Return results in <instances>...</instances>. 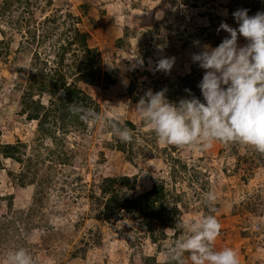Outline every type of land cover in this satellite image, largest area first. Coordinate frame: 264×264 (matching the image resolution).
Instances as JSON below:
<instances>
[{
	"label": "rangeland",
	"instance_id": "obj_1",
	"mask_svg": "<svg viewBox=\"0 0 264 264\" xmlns=\"http://www.w3.org/2000/svg\"><path fill=\"white\" fill-rule=\"evenodd\" d=\"M31 1L30 12L20 19L21 8L4 10L0 0V31L5 33L0 34V39H12L9 56L0 59V146L20 141L30 152V146L39 135L37 122L26 120L22 113L28 102L24 90L27 87H23V83L29 73L41 68V60L33 59L34 53L45 59L48 66L55 67L54 62L61 54L55 56L58 47L66 43L57 33L45 36L41 30L45 17H61L62 21L64 15L70 13L80 18L77 28L89 34V46L98 50L101 73H108L115 83L83 86L99 105V114L105 119L91 123L87 135L67 137V154L74 158L69 164L56 166L51 161H41L36 177L30 179L32 183L22 187L15 176L20 167L0 154V264L8 252L20 248L25 249L36 264H169L165 253L174 244L173 230L160 242L163 250L156 252V245L148 239L146 231L144 234L140 229L135 217L123 213L115 222L95 217L91 196L99 194L100 181L104 177L131 175L138 170L142 174L135 184L136 194L151 187L149 176L166 182L175 176L169 187L173 195L182 196V202L177 203L181 212L179 221L215 215L222 228L214 249L233 248L240 264H264V164L259 160V152L240 144L225 145L218 141L207 150L186 147L174 153L186 165V170L175 167V175L169 178L167 174L171 170L165 158L141 157L130 166L125 155L111 147L117 136L110 131V121L129 120L139 126L142 120L135 109L139 100L131 101L130 84L143 87V93L149 89L156 92L167 88L169 91L168 87L175 84L178 77L191 74V67L196 66L190 54L197 48L190 41L182 51L179 46L171 51L167 49L168 39L178 44L175 41L179 31L185 30L186 37H191L196 33L194 29L204 27L207 29L202 36L208 35L216 32L225 19L232 27H238L229 14L231 10L242 8L243 0ZM225 10L227 16L223 15ZM17 20L20 22L16 25ZM35 29L40 30L43 39L37 32L35 38L39 42L20 46L18 43L27 42L29 31ZM220 33L223 38L228 35ZM31 41L32 38L28 40ZM239 43L243 45L246 41L241 37ZM15 50L21 52V64L16 60ZM165 57H175L170 74L155 71V62ZM35 62L38 64L34 65ZM135 71L138 79L131 78ZM199 71L202 80L203 70L199 68ZM33 100H39L42 105L50 101L47 94H35ZM140 131L151 130L141 126ZM135 135L136 147L144 143V136ZM158 145L165 146L159 142ZM234 145L236 155L232 154ZM208 192L216 196L212 206L215 211L205 203ZM181 229L178 239L184 234ZM184 258L188 261V254Z\"/></svg>",
	"mask_w": 264,
	"mask_h": 264
},
{
	"label": "trees",
	"instance_id": "obj_2",
	"mask_svg": "<svg viewBox=\"0 0 264 264\" xmlns=\"http://www.w3.org/2000/svg\"><path fill=\"white\" fill-rule=\"evenodd\" d=\"M2 3L4 10L12 7L21 8L20 19L23 18L25 13L30 12V8L33 5L31 0H2ZM242 8L248 9L250 16L255 15L257 12H264V0H243ZM233 12L231 10L229 14L231 19L233 18ZM56 18L45 17L41 23L43 25L41 26V30L44 31L46 37L57 33L66 41V43L59 45L55 54L57 56L61 52L58 55V60L55 59L54 63L56 66H48V62L45 59L40 58L38 53H34L33 59L41 60V68L34 71L35 73H29L26 76V81L23 83V87H27L24 90L26 91L25 95L28 102L24 104L22 113L25 114L26 120L37 122V132H39V135L34 140L33 146H30V152L26 150L28 146L20 141L15 144L0 146L1 156L13 161L20 167V171L18 170L15 176L18 184L22 187L32 183L30 179L36 177L37 167L41 161H43L41 163H44L45 160H48L56 166H63L69 164L70 160L74 159L67 154V137L76 138L87 135L90 124L95 123L91 120L87 122L81 120L78 114H74V107L82 106L90 108L97 113L100 111L99 105L83 86H96L101 82L106 85L115 83L114 78L108 73H101L98 50L89 46V34L77 28V25L81 22L80 18L70 13H66L62 21L61 17ZM224 21L226 22L227 20L225 19ZM19 22L17 20L16 25ZM159 25L160 23L157 24V26ZM167 26L169 27L170 25L168 24ZM206 29L205 27L194 29L196 33L195 35L191 34V37L190 35L186 37L187 32L185 30L179 31L177 34L179 37L175 41L178 44H173L172 38H169L167 49L170 48L169 50L173 51L175 47L179 46L178 48L182 51L189 44V41L193 47L195 41L212 44L214 47L218 46L223 39L221 33L218 34L216 31L202 36L206 32ZM0 32V34H5L3 31ZM37 32H39L40 38L43 39L44 36L40 33V30L35 29L29 31L30 38L25 39L27 42L22 43L23 41H20L18 44L20 46L26 45L27 47V45L39 42L35 38ZM31 38L32 43L28 42ZM6 40L4 38L0 39V59L10 54L12 39L10 41L9 39ZM118 40H120V37ZM197 51H199L198 48ZM175 52L178 53V50ZM20 54L21 52L15 50L16 60L21 64L23 60H21ZM37 64L38 62L34 63V65ZM191 68V74L178 77L176 83L168 87L167 97L170 101H177L181 97H186L187 93L185 89H191L203 101L200 89L197 87L201 81V70L199 71L198 65ZM196 71H198V75L194 74ZM137 74V71H135V73L131 74V78L138 79L139 76H136ZM136 85L132 83L128 87L131 101L139 100L144 95V88H138ZM35 94H47L50 101H48L47 105H42L39 100H33ZM110 123L111 132L113 123L126 126L133 131V139L127 143L121 142L118 137L112 134L115 138L114 145H111V147L125 155L124 159L127 160L130 166L135 165V162L141 157L159 155L165 158L167 164L170 165L171 171L167 174L169 178L175 175V167L186 170V165L181 162L179 157L174 155L181 148L168 144H165L163 148L159 147L158 140L152 131L145 133L140 131V127L145 126L143 120H140L139 126H136L129 120L120 122L113 119ZM135 133L144 136V143L141 145L136 144V147L133 143L135 142V137H137ZM236 145L233 146L234 151L232 154L234 155H236ZM40 151L43 152L42 154L45 157H42ZM34 152H38V154ZM258 154H260L259 160L264 164L262 161L264 154ZM24 160L25 164L23 165ZM141 174L142 171L138 170L131 175L104 177L98 184L99 194L91 193V195L93 194L91 198L94 200L92 202L93 210L96 214L95 217L104 222L118 221L123 217V213L135 217L139 221V225H141V228L138 225L139 228L143 230L144 234V231H146L148 239L156 245V252H159L161 249L163 250L161 248V241L166 239L168 231H174V241L181 234L182 229L181 227L179 228V224L177 223L181 212L177 203L182 202V196L179 193L173 195V189L169 187L170 182L173 181L175 176L170 182L149 176L152 182L151 187L140 194H136L135 184L140 179ZM174 192L176 191L174 190ZM18 214L20 216L19 212ZM187 254L185 253L184 255ZM149 259L152 260V257Z\"/></svg>",
	"mask_w": 264,
	"mask_h": 264
},
{
	"label": "clouds",
	"instance_id": "obj_3",
	"mask_svg": "<svg viewBox=\"0 0 264 264\" xmlns=\"http://www.w3.org/2000/svg\"><path fill=\"white\" fill-rule=\"evenodd\" d=\"M223 15L227 16L226 10ZM232 17L238 27L222 20L216 31L228 35L218 46L194 42L199 51L192 52L190 59L203 70L197 85L203 101L191 89H185L187 96L177 101L168 99L167 88L156 92L149 89L139 98L135 109L160 144L207 150L220 141L264 154V12L250 16L248 9L240 8ZM241 37L246 41L243 45L239 43ZM174 65L175 57L160 58L155 62V71L170 74ZM73 110L85 122L105 119L90 108L78 106ZM112 134L125 143L133 139L132 129L116 123L112 124ZM215 200L214 193L205 194L211 211H215ZM177 223L184 234L167 249L169 264H240L233 248L214 249L222 228L215 215ZM185 253L189 254L188 261ZM3 264L36 262L20 248L8 252Z\"/></svg>",
	"mask_w": 264,
	"mask_h": 264
}]
</instances>
